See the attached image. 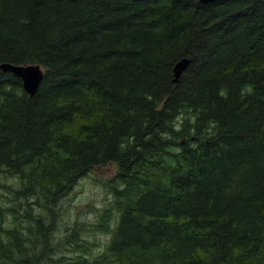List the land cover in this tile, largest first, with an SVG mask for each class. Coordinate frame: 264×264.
Here are the masks:
<instances>
[{
	"label": "trees",
	"instance_id": "obj_1",
	"mask_svg": "<svg viewBox=\"0 0 264 264\" xmlns=\"http://www.w3.org/2000/svg\"><path fill=\"white\" fill-rule=\"evenodd\" d=\"M4 62L44 76L0 70V264H264V0H0ZM108 163L107 246L57 254L60 199Z\"/></svg>",
	"mask_w": 264,
	"mask_h": 264
},
{
	"label": "rangeland",
	"instance_id": "obj_2",
	"mask_svg": "<svg viewBox=\"0 0 264 264\" xmlns=\"http://www.w3.org/2000/svg\"><path fill=\"white\" fill-rule=\"evenodd\" d=\"M117 169L114 163L92 167L78 179L69 193L60 199V213L55 215L57 218L55 234L60 240L56 246L57 254L62 252L64 256L72 255L73 246L65 241L71 240L69 236L73 230L88 240L85 244L95 253L101 252L107 246L112 231H106L107 228L104 225L98 228V224H104V218H106L105 224L111 228H115L117 224L119 214L113 206L114 195L111 192ZM7 193L3 187H0V205L2 206L9 201L6 197ZM6 205L11 206L12 202ZM13 206L18 211L23 210L15 204Z\"/></svg>",
	"mask_w": 264,
	"mask_h": 264
},
{
	"label": "water",
	"instance_id": "obj_3",
	"mask_svg": "<svg viewBox=\"0 0 264 264\" xmlns=\"http://www.w3.org/2000/svg\"><path fill=\"white\" fill-rule=\"evenodd\" d=\"M202 1L210 2L214 0H202ZM185 63L186 61L178 65L177 68L178 73L181 71ZM1 68L4 71L11 72L13 75L20 78L24 90L31 96H33L37 92L44 76V71L40 64L17 65L6 62L1 64Z\"/></svg>",
	"mask_w": 264,
	"mask_h": 264
},
{
	"label": "bare ground",
	"instance_id": "obj_4",
	"mask_svg": "<svg viewBox=\"0 0 264 264\" xmlns=\"http://www.w3.org/2000/svg\"><path fill=\"white\" fill-rule=\"evenodd\" d=\"M200 1H201L202 3H209V2L202 1V0H200ZM214 1H217V0H214ZM214 1H210V2H214ZM184 61H186V63L184 64V66H183V68L181 69V71L178 73V72H177L178 65H179L180 63L184 62ZM4 63H6V62H4ZM188 63H189V59H183V60H181L180 62L177 63V65H176L175 68H174L175 75H176V79L179 78V76L181 75V73L183 72V70L186 68V66L188 65ZM2 64H3V63H2ZM42 69H43V68H42ZM0 70H1V71H4V70L1 68V64H0ZM43 71H44V70H43Z\"/></svg>",
	"mask_w": 264,
	"mask_h": 264
}]
</instances>
